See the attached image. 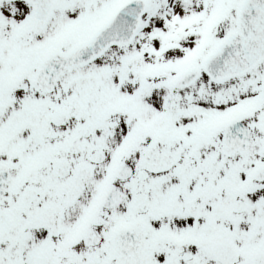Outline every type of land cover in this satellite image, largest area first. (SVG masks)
I'll return each mask as SVG.
<instances>
[{
	"label": "snow or ice",
	"instance_id": "snow-or-ice-1",
	"mask_svg": "<svg viewBox=\"0 0 264 264\" xmlns=\"http://www.w3.org/2000/svg\"><path fill=\"white\" fill-rule=\"evenodd\" d=\"M0 264H264V0H0Z\"/></svg>",
	"mask_w": 264,
	"mask_h": 264
}]
</instances>
